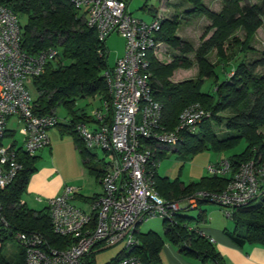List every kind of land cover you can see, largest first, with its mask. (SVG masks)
<instances>
[{
  "label": "trees",
  "instance_id": "obj_1",
  "mask_svg": "<svg viewBox=\"0 0 264 264\" xmlns=\"http://www.w3.org/2000/svg\"><path fill=\"white\" fill-rule=\"evenodd\" d=\"M204 1L181 0L190 6L186 14L205 18L209 23L196 49L176 36L178 18L158 20L161 30L156 40L167 46L172 56L167 65L150 58V86L153 100L162 106L161 127L164 131H174L181 113L190 106L198 105L209 114L194 133L181 134L179 143L173 146L176 153L189 157L204 152L224 154L237 149L242 142L245 144L241 154L227 159L233 174L243 164L264 160V73L260 74L264 71V50L258 52L252 47L257 31L264 29V0L260 5L242 4L246 0H221V10L217 13L208 9ZM0 6L11 11L18 20L24 19L25 24L19 25L21 47L25 53L35 56L47 50L58 52L54 62L31 81L36 98L32 100L30 110L36 117L55 115L60 107L68 112L71 116L68 124L62 127L58 124L57 128L61 127V136L72 138L83 167L95 174L99 182L103 167L96 170L91 166L92 152L84 148L75 131L79 123L91 120L83 111L74 108L78 101L85 99H98L100 105L110 101L103 77L105 72L112 70L106 63V40H98L96 32L87 27L84 13L74 10L67 0H0ZM212 56L213 63L210 61ZM193 68L197 69L195 79L171 82L175 72ZM218 68L225 75L221 82L215 73ZM210 79L214 80L212 93H202L203 84ZM107 116L110 120V111ZM12 136L6 131L4 139ZM11 148L15 150L21 169L13 182L0 191V264H25L24 251L15 241L16 235L37 234L49 248L57 251L65 250L70 240L54 235L47 208L35 212L22 203L31 177L38 172V158L28 157L15 145ZM171 148H163L157 153V163L164 151ZM152 171L155 191L166 203H181L200 192L221 193L229 183V178L205 177L184 186L178 180L170 182L158 177L156 169ZM205 204L210 203L202 201L198 207ZM182 211L175 213L171 221L162 219L165 239L185 257L203 264H222L213 246L199 235L197 226L204 222L203 213L190 218L180 213ZM229 220L233 229L225 234L234 245L264 246V182L260 184L258 198L246 207L234 209ZM135 235L138 246L129 256L137 258L141 264H162L163 240L152 232L139 234L136 231ZM13 243L20 251L4 255L6 247ZM96 252L83 264H93ZM125 257L127 254L123 251L109 264H118Z\"/></svg>",
  "mask_w": 264,
  "mask_h": 264
},
{
  "label": "built area",
  "instance_id": "obj_2",
  "mask_svg": "<svg viewBox=\"0 0 264 264\" xmlns=\"http://www.w3.org/2000/svg\"><path fill=\"white\" fill-rule=\"evenodd\" d=\"M67 1L74 10L83 11L87 27L96 32L100 42L116 34L125 43L122 58L103 74L109 103H103L89 123H79L75 128L86 150L101 151L110 160L102 164V194L89 203L87 212L74 206L77 190L71 187L46 201L52 232L70 240L65 250L49 248L37 234L15 236L24 251L25 264H83L93 252L120 244L127 257L118 264H141L129 255L138 246V226L148 220L171 221L181 209H196L202 201L219 207L230 219L234 209L254 202L264 182V160L243 164L233 174L227 160L208 166V177L229 178L221 193L200 192L181 203H166L159 198L152 171L157 169V153L177 145L182 133H194L209 114L198 105L190 106L181 113L174 131L162 129V106L153 100L150 86V58L156 60L162 47L156 40L161 30L158 20L145 23L134 19L127 12L125 0ZM57 56L56 50L35 56L25 53L18 18L0 6V191L13 182L21 169L15 150L2 144L12 119L21 126L22 150L28 157L49 147L47 133L59 121L55 115L32 114L26 83L38 78ZM199 235L204 238L200 232Z\"/></svg>",
  "mask_w": 264,
  "mask_h": 264
},
{
  "label": "rangeland",
  "instance_id": "obj_3",
  "mask_svg": "<svg viewBox=\"0 0 264 264\" xmlns=\"http://www.w3.org/2000/svg\"><path fill=\"white\" fill-rule=\"evenodd\" d=\"M263 0H246L245 2L260 5ZM178 2L177 0H129L127 2V12L131 14V16L134 19H141L145 22L151 21V12H156L158 17L163 16V12L168 8L169 12L172 13L176 12V10L173 9V5H176ZM144 4H146V7L144 8ZM203 4L214 12H220L221 10V0H205ZM187 8V6H186ZM83 13V11L81 12ZM180 17H179V28L177 30L176 36L184 38L186 41L191 43V45L196 48L199 44V40L202 37L205 28L209 23L206 21L205 18L197 17V16H191L184 12V10L179 11ZM184 17V20L182 19ZM19 23L21 26L25 24L24 19H19ZM261 30V29H259ZM258 30V31H259ZM257 31V32H258ZM239 38H242V34L239 33ZM124 47L125 43L124 40L116 35H111L108 39L105 41V49L107 52V67L109 69H113L115 67V64L119 58L123 56L124 53ZM252 47L258 52H262L264 50V34L263 32L259 33V35H255L254 41L252 42ZM170 53L172 54V51L167 52V56L170 57ZM166 54V53H165ZM166 58V57H165ZM158 56L156 58L157 60ZM160 59V58H159ZM167 59V58H166ZM170 59V58H168ZM210 61L213 63L215 62L213 56L210 58ZM228 71V69H227ZM180 72V77L178 78V74L175 76V78L171 82L173 84H176L178 82H181L183 80H189V79H195L197 74V69L193 68L191 71L183 72L182 70ZM216 75L218 76L220 82L225 80V75L221 68H218L215 70ZM264 73L262 70L260 74ZM189 78V79H188ZM27 91L30 94V97L32 100L36 98V93L34 88L31 85V82L26 83ZM214 89V80H206L202 87V93L205 94H211ZM101 105L98 99L92 100V99H85L80 100L76 103V106L74 108L75 111H83L88 118L93 117L94 113L96 111H100ZM79 114V113H78ZM227 114H223V116H226ZM55 116L59 121V125L62 127L64 123L70 121L71 116L68 114V112L60 107L57 108L55 111ZM61 127H58L61 128ZM89 128L93 129V126H90ZM21 129V126L18 125L16 122H14V119H12L6 127V130L8 132H12L13 136L11 138H5L2 140V144L4 148H8L9 146L15 145V148H22L23 147V141L21 136L19 135V131ZM57 128L52 129L53 132L58 133ZM245 149V144L242 142L239 147L233 151H230L228 153L224 154H214L211 152H204L200 153L194 157L184 156L182 154H178L175 152V147H172L171 150L164 151V155L161 157L160 161L157 164V175L160 178H166L170 182H174L175 180H178L181 184L184 185H190L193 183L199 182L202 178L208 177L206 169L208 166L213 165L214 163L220 161L221 159L229 158L235 155L241 154ZM49 156V149H44L40 152H38L35 157H39L40 160H38L37 167L38 169L47 162V158ZM92 158V164L91 166L96 168V170L100 169L102 164H106L109 162L110 158L105 157V155L101 151H95L91 153ZM65 159V160H64ZM62 161H66L69 163V157L63 156L61 159ZM73 165V162H72ZM63 176L67 178L65 173H62ZM68 177H72V184H69L67 186L74 187L75 178L78 177L75 169L72 167V171L70 172V175ZM90 189L93 190L92 192H99L98 187L95 185V181L92 179L90 180ZM93 183V184H92ZM74 189V188H73ZM100 189V188H99ZM37 200L41 201L40 203H37ZM22 202H25L27 205V208L31 211L40 212L46 208V202L41 197L36 196H28L27 191L22 197ZM77 206H80L76 203ZM201 210H205L207 213V223H209L211 220L213 222H223L227 223L228 225H232L231 221L227 218H225L223 211L214 205L206 204L203 206H200ZM184 213L187 216L191 218H195L198 215V210H188L187 212H180ZM194 224V223H193ZM162 220L159 218L148 220L147 222L141 224L139 226V232L144 233L148 228H156L157 226L161 228ZM193 226V225H192ZM123 249V244H120L116 247L106 249L100 252H96L94 255V263L93 264H109L117 254ZM20 251L17 244L13 243L6 247V251L4 255L10 254V252L14 255L17 254Z\"/></svg>",
  "mask_w": 264,
  "mask_h": 264
},
{
  "label": "crops",
  "instance_id": "obj_4",
  "mask_svg": "<svg viewBox=\"0 0 264 264\" xmlns=\"http://www.w3.org/2000/svg\"><path fill=\"white\" fill-rule=\"evenodd\" d=\"M128 1L129 0H125L126 6H127ZM177 2L178 3L176 5H173V9L176 10V12L174 13H172L171 11L169 12L168 8L163 12L164 15L161 17H158L156 12H151L150 22L154 20L164 21V20H172L176 18H178V21H179L180 13L178 12L184 10V12L186 13L187 11L190 10V6L181 2V0H177ZM144 5L146 7V4ZM182 19L184 20V17H182ZM138 20L143 21L141 19H138ZM150 22H145V23H150ZM179 25H180V22H179ZM261 32H263L264 34L263 28L257 32V35H259V33ZM177 37L186 41L182 37H179V36ZM168 51L170 52L171 50L167 46L162 45L160 54L158 55V59H157L159 60L158 61L159 63L163 65H167L171 62L172 54L170 53V57H168L167 56ZM189 59H192V57H189ZM179 71L173 74L172 80L175 78L177 74H178V78L180 77ZM183 72H187V71H183ZM189 80H193V79H189ZM183 81H186V80H183ZM68 122L64 123L63 126H66ZM56 131L58 133H55L52 130H50L47 133L48 140H49V147H48L49 156L47 158V162H45L38 169V172L34 174V176L31 177L28 187H27V195L30 197L39 196L43 198L45 202L51 198L59 196L65 187H69L67 185L72 184V177L70 178L68 177V175H70V172L72 171V167H73V169H75L78 175V177L75 178L74 187H73L74 189L77 190V194L74 197L73 204L76 208L80 209L81 211L87 212L88 205L90 203L89 200L100 196L102 194V189L100 187V184L95 174L88 172V170H86L83 167L79 152L76 149L72 141V138L68 136H61L60 128L59 129L57 128ZM63 156L69 157V163H67L66 161L61 162V159ZM36 158L40 160L39 157H36ZM227 159L228 158L221 159L220 161L227 160ZM72 162H73V165H72ZM218 162L214 164H217ZM62 173H65L68 179H66ZM92 179L95 181V185L98 187L99 192L97 193L92 192L93 190L90 189V184H91L90 180ZM184 186H187V185H184ZM70 187L72 188V186ZM22 203L26 205L25 202H22ZM76 203L79 204L80 206H77ZM182 210L184 209H181L180 211ZM193 210H198V215L200 213H203L204 222L198 225L197 229L200 231L204 239L213 246L214 251L220 257L222 264H264V246L263 245L244 244L242 246H236L226 237V234H225L226 231H229V232L232 231L233 225H228L227 223H223L221 221L213 222L212 220L209 223H207L208 222L207 213L205 210H201V208L198 206L196 209H193ZM182 212H186V211H182ZM139 226L137 228V232L139 234H147V233L152 232L158 235L163 240V247L160 252V260L162 264H203L199 260L181 255L179 253L178 248L172 245L171 243H169L165 239V230H164L163 225H161V228L158 226L156 228H148L144 233L139 232ZM123 251H124V246H123V249L118 254H120ZM207 264H211V263H207Z\"/></svg>",
  "mask_w": 264,
  "mask_h": 264
}]
</instances>
